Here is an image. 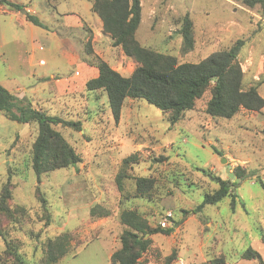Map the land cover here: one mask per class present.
<instances>
[{
	"label": "rangeland",
	"instance_id": "rangeland-1",
	"mask_svg": "<svg viewBox=\"0 0 264 264\" xmlns=\"http://www.w3.org/2000/svg\"><path fill=\"white\" fill-rule=\"evenodd\" d=\"M12 1L32 6L35 13L30 14L40 25L27 20L22 13L27 11L25 8L20 12H0L1 85L17 99L25 96L39 104L51 116L82 122L81 131L62 126L57 129L82 155L83 162L43 175L39 184L31 167L38 125L10 121L0 112V192L11 170L17 184L14 202L30 209L23 229L12 232L11 237L22 242L21 251L26 257L31 262L39 261L42 242L71 232L76 238L74 248L93 242L59 264H110L112 251L121 247L124 230L116 217L121 206L116 177L122 162L136 155L138 160L131 164L130 174L155 178L158 189L149 199H132L130 207L144 213L153 227L165 220L169 227L176 226L174 221L180 222L171 235L152 237L153 246L145 259L165 264V258L176 251L177 259L172 264H259L242 260L241 254L253 248L264 259V245L259 239L264 229V109L255 117L252 112L242 111L232 120L216 123L204 112L210 97L207 94L172 126L156 107L128 99L118 121L108 96L100 91L89 92L86 83L98 75L93 65L97 58L108 60L124 76L132 74L135 63L119 48L94 44L92 38L88 42L90 31L96 34L100 20L92 12L91 3ZM142 5L138 40L187 63H198L250 37L258 23L252 24L248 15L234 12L216 0H143ZM187 13L195 20L197 44L194 51L183 55L180 29ZM74 14L80 16L84 27L76 23ZM261 26L263 30L255 31L241 50L242 55L251 48L256 56L264 53L263 22ZM103 43L109 45L112 40L104 37ZM87 48H91V54ZM261 78L260 93L264 97V74ZM246 81H252V75L248 74ZM161 157L167 159L154 162ZM196 167L232 182H237L235 175L230 177L236 168L246 170V179L234 187L239 196L235 210L231 199L226 198L194 213L205 191L217 187ZM177 175H184L178 183L173 181ZM188 178L196 186H190ZM38 186L48 200L52 215L49 226L42 219L43 211L35 196ZM127 188L132 191V181L127 182ZM95 205H105L114 213L91 220L90 210ZM4 250L0 238V252Z\"/></svg>",
	"mask_w": 264,
	"mask_h": 264
},
{
	"label": "trees",
	"instance_id": "trees-1",
	"mask_svg": "<svg viewBox=\"0 0 264 264\" xmlns=\"http://www.w3.org/2000/svg\"><path fill=\"white\" fill-rule=\"evenodd\" d=\"M236 1H241L249 8L259 5L264 9V0ZM142 2L143 0H92V11L101 20L103 33L111 38L113 47L119 48L126 58L135 63L132 74L124 76L114 70L108 62L97 58L93 65L99 74L86 83L89 92L100 91L108 96L110 107L118 121L128 99L145 101L156 107L168 117L172 126L180 122L187 112L193 111L197 102L207 94L210 97L205 103L204 112L216 123L232 120L242 111L259 113L264 109V99L259 92L261 82L248 83L239 60V54L247 40H237L230 47L220 49L198 63L181 62L177 57L148 48L138 40L137 33L143 16ZM0 7L16 12L25 8L11 0H0ZM26 18L40 25L39 20L29 13ZM181 23V53L187 55L196 48L197 31L190 13L183 16ZM87 53H92L91 48H87ZM0 112L10 121L38 125V135L32 146L31 167L39 184L43 175L76 167L83 162L82 155L57 129L62 126L81 131L82 122L51 116L40 105H34L27 99L18 100L1 83ZM164 159L167 158L154 159V162L159 163ZM137 160L136 155L125 159L116 177L121 196V206L116 217L124 230L120 237L121 247L111 255L110 264H145L143 259L153 246L152 237L158 234L171 235L175 227L180 225V222L172 218L176 226L153 227L144 213L130 207L132 199H149L158 189L155 178L133 177L130 174L131 164ZM195 170L208 178L211 185L217 184L212 190L205 191L203 202L193 210L195 214L201 213L206 206L220 204L226 198L231 199V207L236 209L239 196L234 192V187L239 185L238 182L224 180L214 175L211 170L199 167ZM13 174L10 170V176L7 182L2 184L0 192V238L5 244V250L0 252V264H59L68 255L76 254L79 248L93 242L86 241L74 248L72 242L76 239L75 235L64 232L42 242L41 258L37 262H31L21 251L22 242L11 238L12 232L22 230L30 218V209L14 202L17 184L13 182ZM234 175L242 182L247 173L238 167ZM182 177L184 178V175H177L173 181L178 183ZM129 181L133 182L132 191L127 188ZM191 181L189 185L196 186ZM35 196L43 211L42 219H45L46 226H49L52 215L40 186L36 188ZM113 213L114 211L105 205H95L91 208L89 216L91 220H97ZM36 237L39 238L40 234ZM259 239L264 245V229L260 230ZM165 259V264H172L177 259V252L174 251ZM241 259L264 264L261 253L253 248L245 250Z\"/></svg>",
	"mask_w": 264,
	"mask_h": 264
},
{
	"label": "crops",
	"instance_id": "crops-1",
	"mask_svg": "<svg viewBox=\"0 0 264 264\" xmlns=\"http://www.w3.org/2000/svg\"><path fill=\"white\" fill-rule=\"evenodd\" d=\"M88 1L91 3V10H92V0H88ZM209 1H213V0H209ZM216 1H221V2L226 3L234 12H243V13H245L246 15L249 16L250 22L252 24H254L257 21L258 23H256L257 24V28L255 29V31L256 30H258V31L263 30V27L261 26V23L262 22L264 23V9L262 10L261 6L258 5V6L254 7V8H249V7L245 6L242 2H238L236 0H216ZM142 7H143V5H142ZM25 9L27 10V13H29V14L30 13H32V14L35 13V11L32 10V6L31 7L30 6H27V7H25ZM7 11H10V10H8V9H6L4 7H0V12L6 13ZM74 15H75L74 16L75 19L77 20L76 23L78 25H81V26L84 27L83 21L80 18V16L77 15V14H74ZM191 16H192V14H191ZM81 22H82V24H81ZM194 22H195V20H194ZM97 26H98V30H97L96 34H94L92 31H90L91 35H90V37L88 39V42L90 41V38H92V42L94 44L100 43V44H102V46L104 45V46L113 47L112 44H109L108 45V44H104L103 43L104 37H108V36L103 33V24H102L101 20H99V22H97ZM255 31L253 32V34L250 37L243 38L244 40H247L246 41V45L251 40V38H253L254 35L257 33ZM206 35H207V33H206ZM103 60L106 61V62H108V60H106L104 58H103ZM239 60L241 62V66H242L243 71L246 73V76L248 74L252 75V81H249V82L247 81V82L248 83H251V84H254L256 82H261V84H262L263 81H262L261 76L264 74V53H262L260 56H256L255 53H254V51H253V49L251 48L249 50V53H247L245 55H242L241 52H240V54H239ZM41 62H43V61H41ZM110 66L114 70L117 71V69L113 65L110 64ZM93 74H95V72ZM98 74H99V72H98ZM94 78H96V77H94ZM261 84H260V87H261ZM259 92H260V88H259ZM260 95H261V93H260ZM262 98L264 99L263 96H262ZM24 99H27V98L25 96H21L18 100H24ZM37 105H39V104H37ZM255 114H257V112H253V117H255ZM262 125H264V120L262 121ZM159 236H163V235L159 234ZM113 253H114V251H112L111 255ZM143 261H145V264H152V262L150 260H148V259H145V257H144Z\"/></svg>",
	"mask_w": 264,
	"mask_h": 264
},
{
	"label": "built area",
	"instance_id": "built-area-1",
	"mask_svg": "<svg viewBox=\"0 0 264 264\" xmlns=\"http://www.w3.org/2000/svg\"><path fill=\"white\" fill-rule=\"evenodd\" d=\"M41 49H42V48H41ZM169 217H170V216H169ZM160 225H161L162 228H167V227H169V226H168V223H167V220H165L164 222H162ZM180 263L183 264L182 261H181Z\"/></svg>",
	"mask_w": 264,
	"mask_h": 264
},
{
	"label": "water",
	"instance_id": "water-1",
	"mask_svg": "<svg viewBox=\"0 0 264 264\" xmlns=\"http://www.w3.org/2000/svg\"><path fill=\"white\" fill-rule=\"evenodd\" d=\"M22 13L27 14V11L24 10V11H22ZM230 177H231V178L234 177V174H231ZM236 180H237V182L240 181L239 179H236ZM147 237H148V235H147Z\"/></svg>",
	"mask_w": 264,
	"mask_h": 264
}]
</instances>
